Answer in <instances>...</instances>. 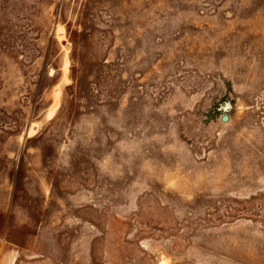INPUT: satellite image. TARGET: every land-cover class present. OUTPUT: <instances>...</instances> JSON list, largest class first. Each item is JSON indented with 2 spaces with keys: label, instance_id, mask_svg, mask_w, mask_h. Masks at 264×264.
<instances>
[{
  "label": "rangeland",
  "instance_id": "obj_1",
  "mask_svg": "<svg viewBox=\"0 0 264 264\" xmlns=\"http://www.w3.org/2000/svg\"><path fill=\"white\" fill-rule=\"evenodd\" d=\"M0 264H264V0H0Z\"/></svg>",
  "mask_w": 264,
  "mask_h": 264
},
{
  "label": "water",
  "instance_id": "obj_2",
  "mask_svg": "<svg viewBox=\"0 0 264 264\" xmlns=\"http://www.w3.org/2000/svg\"><path fill=\"white\" fill-rule=\"evenodd\" d=\"M228 119H229V118H228L227 116H224V117L222 118V121H223V122H228Z\"/></svg>",
  "mask_w": 264,
  "mask_h": 264
}]
</instances>
